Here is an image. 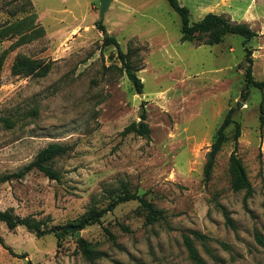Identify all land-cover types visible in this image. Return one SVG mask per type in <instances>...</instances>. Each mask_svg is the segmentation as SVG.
<instances>
[{"label":"rangeland","instance_id":"obj_1","mask_svg":"<svg viewBox=\"0 0 264 264\" xmlns=\"http://www.w3.org/2000/svg\"><path fill=\"white\" fill-rule=\"evenodd\" d=\"M30 1L45 33L9 52L0 69V178L23 169L51 143L69 150L53 162L60 182L35 170L0 181V210L61 230L94 206L106 208L125 187L166 220L145 225L138 202L119 204L100 224L80 231L100 254L96 264H193L183 234L207 264H264V94L245 86L240 68L247 47L253 77L264 81V0H178L192 23L215 13L257 34L247 42L227 35L212 46L181 42L180 18L165 0H113L103 20L99 0ZM22 7L25 0H0V27L24 17ZM98 21L129 54L142 97L117 49L102 45ZM16 39L1 41L0 53ZM230 109L240 125L236 155L249 194L231 189L232 125L204 179L206 154ZM142 111L149 138L122 136ZM0 237L15 254L27 255L14 257L0 244V264H90L70 234L60 242L53 233L37 238L0 222Z\"/></svg>","mask_w":264,"mask_h":264},{"label":"trees","instance_id":"obj_2","mask_svg":"<svg viewBox=\"0 0 264 264\" xmlns=\"http://www.w3.org/2000/svg\"><path fill=\"white\" fill-rule=\"evenodd\" d=\"M169 6L175 11L180 18V41L187 43H194L197 46L202 45H217L224 41L227 35L240 36L245 42L254 39L257 34L252 31L246 24H238L229 17L224 15H218L215 13H207L198 22H191L190 12L185 7L182 6L178 0H165ZM21 13L26 14L20 19H16L12 23H6L0 27V42L5 39H10L17 37L15 42H13L8 49L3 50L0 53V69L3 67L4 61L9 54V52L14 51L18 47L28 44L36 39L44 36V29L37 23L38 15L33 12V5L30 0H25V7L20 9ZM15 12L11 13L10 16H15ZM97 28L103 34L106 33L104 25L101 21L96 23ZM245 44V43H244ZM102 45L104 47L113 45L117 49V56L121 61L123 68L125 70L128 80L132 83L136 94L141 95L143 93V83L140 78L137 77L135 71L130 66V59L128 53H123L117 40L112 36H107L103 38ZM252 50L245 47V55L240 68L244 70V82L245 86L252 87L259 92L264 94V81H256L253 77V59ZM233 110L230 109L225 115L221 125L217 129L213 142L209 147V151L206 154V162L203 168L204 179L207 181L210 179L212 170L215 165V158L217 154L221 151L223 145L227 142L228 136L227 131L233 126V141L234 150L229 156V173L231 176V189L234 192L246 191L247 194L250 193V182L247 178L245 168L241 160L236 155L237 140L240 137V125L239 123L232 120ZM146 113L142 111L140 115V122H133L124 128L121 135L126 136L129 134H134L139 137L149 138L150 130L146 123ZM259 123L260 127L264 125V109L263 103L259 105ZM69 150L68 146L51 143L45 148L41 149L34 160L26 165L23 169L18 172L5 175L0 178L1 182H7L12 180H19L24 178L29 172L35 170L41 173L44 177L51 181L60 182L61 174L53 168V162L56 158L61 157L67 153ZM123 194L118 196L116 199L107 205L106 208L97 209L95 206L92 207L89 212L80 220L75 223H70L65 225L61 230H47L42 229L39 222H36L30 217H17L13 215L10 210L1 211L0 210V222L3 223L6 228L10 231L15 230L17 227H23L27 231L33 233L37 238H41L45 235L53 233L58 241H62L68 234L75 236V233L85 229L86 227L93 226L101 223L103 216L113 211L119 204L136 201L139 204L141 210L145 212V225H153L166 220L165 214L155 208V206L149 202L144 196H139L137 194H130L126 188H123ZM223 216L226 220V224L232 229L233 224L229 217V214L222 210ZM124 230H128L126 227L122 226ZM108 235L112 237L109 232ZM193 236L198 240H205V236L200 234H193ZM182 240L184 247L188 253V257L193 264H207L204 259L198 253V250L193 244L191 237L188 234L182 235ZM78 247L81 251L82 256L90 262V264H96L95 261L99 259L100 254L92 250L90 244L83 238L76 240ZM0 244L14 257L25 259L26 254L17 255L9 247L5 246L3 239L0 237ZM27 264H33L28 261Z\"/></svg>","mask_w":264,"mask_h":264},{"label":"water","instance_id":"obj_3","mask_svg":"<svg viewBox=\"0 0 264 264\" xmlns=\"http://www.w3.org/2000/svg\"><path fill=\"white\" fill-rule=\"evenodd\" d=\"M112 1L113 0H99V4H100L99 18H100V20H103L104 15H105V13H106V11H107V9H108V7ZM107 36H108V34L105 33L104 37H107ZM239 107H240V104L237 105V108H239ZM74 238L80 239L81 238V232L80 231L76 232Z\"/></svg>","mask_w":264,"mask_h":264},{"label":"bare ground","instance_id":"obj_4","mask_svg":"<svg viewBox=\"0 0 264 264\" xmlns=\"http://www.w3.org/2000/svg\"><path fill=\"white\" fill-rule=\"evenodd\" d=\"M142 97V95H140Z\"/></svg>","mask_w":264,"mask_h":264}]
</instances>
